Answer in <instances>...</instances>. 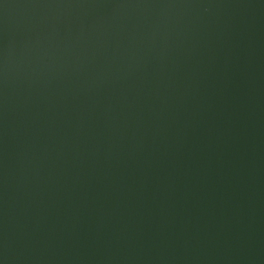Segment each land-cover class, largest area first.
<instances>
[{
  "label": "water",
  "instance_id": "1",
  "mask_svg": "<svg viewBox=\"0 0 264 264\" xmlns=\"http://www.w3.org/2000/svg\"><path fill=\"white\" fill-rule=\"evenodd\" d=\"M0 264H264V0H0Z\"/></svg>",
  "mask_w": 264,
  "mask_h": 264
}]
</instances>
